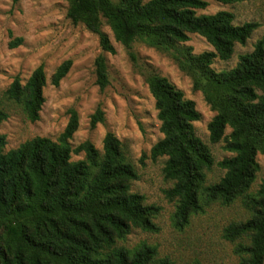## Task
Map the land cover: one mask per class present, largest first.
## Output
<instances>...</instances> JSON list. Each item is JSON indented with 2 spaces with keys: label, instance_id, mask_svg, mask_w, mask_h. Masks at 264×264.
Masks as SVG:
<instances>
[{
  "label": "trees",
  "instance_id": "16d2710c",
  "mask_svg": "<svg viewBox=\"0 0 264 264\" xmlns=\"http://www.w3.org/2000/svg\"><path fill=\"white\" fill-rule=\"evenodd\" d=\"M20 1L13 0L14 4ZM215 1L232 5L242 0ZM68 2L67 17L96 34L103 53H116L102 30L103 20H116L120 29L115 40L134 61L132 48L142 43L170 54L193 79L194 89L203 93L216 112L208 126L211 143L223 141L234 156L218 163L225 176L207 185V172L215 161L196 134L194 124L201 114L195 102L167 78L148 74L164 135L151 155L154 160L167 157L164 175L175 184L165 195L177 202L175 224L184 229L193 215L205 212V206H230L242 199L251 218L228 226L224 237L248 241L237 249L241 264H264V181L256 193L250 192L260 171L257 156L264 155V40L252 53L241 56L235 68L221 72L212 68L216 59L231 60L235 47L245 45L259 25L238 26L227 11L200 13L209 7L205 0ZM192 35L203 37L214 51L193 55L190 49H180ZM71 67V61L64 62L53 74L52 85L59 86ZM95 67L97 84L104 90L110 83L104 54L96 59ZM46 86V73L40 66L26 84L16 79L7 96L34 123L40 120ZM7 119L8 114L0 109V125ZM104 120L99 109L91 127ZM228 128L232 132L226 135ZM78 129L79 117L72 111L57 142L38 137L8 153L4 152L6 137L0 133V264H175L147 243L134 249L121 245L135 229L157 232L154 220L161 208L145 204L144 196L132 192L138 175L115 135H106L103 153L89 141L73 149L70 141ZM73 154L84 158L72 161Z\"/></svg>",
  "mask_w": 264,
  "mask_h": 264
},
{
  "label": "rangeland",
  "instance_id": "374dc122",
  "mask_svg": "<svg viewBox=\"0 0 264 264\" xmlns=\"http://www.w3.org/2000/svg\"><path fill=\"white\" fill-rule=\"evenodd\" d=\"M205 1L209 7L200 13L214 15L227 11L234 15L238 26L259 25L245 45L235 47L231 60L216 59L212 66L217 72L231 70L241 56L252 53L255 45L264 40V0H242L232 5ZM68 8V0H21L17 4L13 0H0V109L8 114V119L0 125V133L7 143L4 152L16 150L38 137L57 142L69 124L71 112L75 111L79 129L70 141L71 147L75 149L89 141L103 153L106 135H115L138 175L132 183V192L144 196L145 204L161 208L154 220L157 232L135 229L121 245L134 249L147 243L157 248L161 258L168 257L175 264H241L242 256L237 249L247 245L248 241H229L224 235L231 224L251 218L242 199L230 206L221 203L205 206V212L193 215L184 229L175 224L177 202L170 201L165 195V191L175 184L164 175L167 157L154 160L151 155L152 148L164 135L156 102L147 83L148 74L167 78L186 99L195 102L201 114L200 121L194 124L196 134L210 148L215 161L214 167L207 172V185L216 184L225 176L226 171L218 163L234 156L225 149L223 141L218 144L210 141L208 126L216 112L203 93L194 89L193 79L179 68L170 54L135 43L132 48L134 61L129 50L115 40V33L120 29L116 20H103L102 30L116 49L115 54L103 53L99 37L84 25L73 24L67 17ZM180 49H190L193 55L214 51L198 35H192ZM102 54L107 60L110 81L104 90L97 84L95 67L96 59ZM66 61L72 62L70 72L59 86L52 85L53 74ZM40 66L47 78L45 103L40 120L33 123L23 108L8 98L7 91L16 79L22 85L26 84ZM99 109L105 120L93 129L92 116ZM231 132L228 128L226 135ZM83 158L84 155L73 154L72 161ZM257 161L260 171L251 188L252 194L264 181V155L259 154Z\"/></svg>",
  "mask_w": 264,
  "mask_h": 264
}]
</instances>
